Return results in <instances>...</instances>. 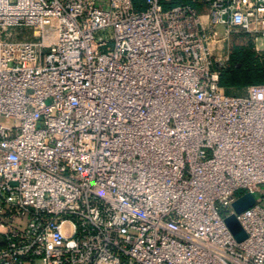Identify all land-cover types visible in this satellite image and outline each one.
<instances>
[{"label": "built area", "instance_id": "obj_1", "mask_svg": "<svg viewBox=\"0 0 264 264\" xmlns=\"http://www.w3.org/2000/svg\"><path fill=\"white\" fill-rule=\"evenodd\" d=\"M173 2L0 0V264H264V0Z\"/></svg>", "mask_w": 264, "mask_h": 264}, {"label": "trees", "instance_id": "obj_2", "mask_svg": "<svg viewBox=\"0 0 264 264\" xmlns=\"http://www.w3.org/2000/svg\"><path fill=\"white\" fill-rule=\"evenodd\" d=\"M185 0H174L177 4ZM264 84V62L254 57L251 46L236 47L229 56L228 66L220 70L219 86L226 94L231 90Z\"/></svg>", "mask_w": 264, "mask_h": 264}, {"label": "water", "instance_id": "obj_3", "mask_svg": "<svg viewBox=\"0 0 264 264\" xmlns=\"http://www.w3.org/2000/svg\"><path fill=\"white\" fill-rule=\"evenodd\" d=\"M255 204V199L249 193L243 195L242 197L238 198L233 204L232 208L236 214H240L244 212L246 209L250 208L252 205ZM224 222L237 242H241L246 238V235L241 228L240 224L236 220L235 215H231L224 219Z\"/></svg>", "mask_w": 264, "mask_h": 264}, {"label": "rangeland", "instance_id": "obj_4", "mask_svg": "<svg viewBox=\"0 0 264 264\" xmlns=\"http://www.w3.org/2000/svg\"><path fill=\"white\" fill-rule=\"evenodd\" d=\"M173 5H175V4H173ZM21 36L23 38H27V39H31L32 38L31 37V33L29 31L28 32H23L22 35H20L19 37H21ZM101 36L103 37V34H101ZM228 44H229L228 47H229V51H230L229 56L231 55V53L233 52V50L236 47H248V46L252 47L251 43L246 38H244L241 35L231 37ZM254 48L255 47H252V50L254 52V57L258 58V60L260 62H264V50L263 49H261V50L259 49V50L256 51ZM243 92H244V90L235 89V90H231V94H227V95L237 96V95H242ZM262 194H264V193H262ZM260 198L258 199L259 202H260Z\"/></svg>", "mask_w": 264, "mask_h": 264}]
</instances>
